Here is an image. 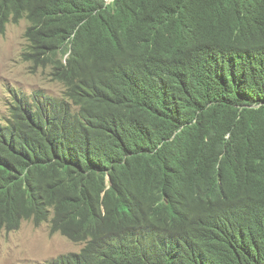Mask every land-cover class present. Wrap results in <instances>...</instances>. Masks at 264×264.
<instances>
[{"label":"trees","instance_id":"trees-1","mask_svg":"<svg viewBox=\"0 0 264 264\" xmlns=\"http://www.w3.org/2000/svg\"><path fill=\"white\" fill-rule=\"evenodd\" d=\"M25 9L45 64L88 22L62 98L0 120V231L86 242L52 264H264V0H0V19Z\"/></svg>","mask_w":264,"mask_h":264},{"label":"rangeland","instance_id":"rangeland-1","mask_svg":"<svg viewBox=\"0 0 264 264\" xmlns=\"http://www.w3.org/2000/svg\"><path fill=\"white\" fill-rule=\"evenodd\" d=\"M27 26L26 20L11 23L0 36V119L8 112L13 89H45L59 94L64 88L52 78L49 69L36 67L24 57ZM82 247V243L61 233L52 234L48 223L36 226L32 220H26L16 231H0V264H45Z\"/></svg>","mask_w":264,"mask_h":264},{"label":"clouds","instance_id":"clouds-1","mask_svg":"<svg viewBox=\"0 0 264 264\" xmlns=\"http://www.w3.org/2000/svg\"><path fill=\"white\" fill-rule=\"evenodd\" d=\"M111 1H113V0H107V2H111ZM22 20H26L28 22V26H27V29H26V32H25L27 48L23 52L24 57L26 58V60H28L31 63H33L34 66H36V67H42L43 69H49L50 70V74L52 75V78L54 80L60 82L63 85L64 88L59 94L50 93V92L46 91L45 89H35L32 92L23 91V89H13L12 98H11L10 103H9L8 112L3 117L10 116V110L12 108V104H14L16 102V100H17L16 98L17 97H21L23 95H26L29 98H33L37 94L38 95H47V96L62 98L61 96L64 95V91H66V88H68V87H67L66 83L64 81H62L61 77L58 76V75H64L65 76V71L70 68V61H71L72 57L74 56V52H75V50H74V44L75 43L74 42H75L79 32L82 30V28L88 22V21L84 20L81 23H79L75 27L73 32H72V37L71 38L74 39V42L73 43H69L67 46H61L54 53L48 54L50 58L47 61V63L45 64V63L37 60L31 54L32 53V47L35 48V43H34L33 37H31L29 35V33L32 34V29L36 26V23H35V20L32 18V15H31L29 10L25 9V10H22L21 12H18L16 10H12L8 14L7 17L0 19V27L2 28V30H0V36L4 35L6 33L9 24H11V23H20ZM56 72L58 73V75L56 74ZM67 102H69V103H71L73 105L72 106V111L73 112H76L77 110H83L84 104H83L82 101L76 102L72 98L69 97V100ZM3 117L0 120H2ZM26 220H32L34 222L33 219H25V220H23V222L26 221ZM23 222H22V224H23ZM43 223H48L49 226H50V223L47 222V221H45ZM22 224H21V226H22ZM41 224L37 225L35 223L36 226H40ZM18 229H16V230H18ZM3 230H6V229H3ZM3 230H1V231H3ZM16 230H12V231H16ZM6 231H8V230H6ZM50 231H51V226H50ZM8 232H10V231H8ZM51 233L52 234H55V233L63 234L61 231H58V232H52L51 231ZM63 235L68 237L70 240H72L74 242L82 243L83 244L82 249L86 245V242H84V241H75V240L71 239L69 236H67L65 234H63ZM82 249L80 251H77V252H68V253L61 254V255L55 257L53 260H51V261H49V262H47L45 264H52L53 261L59 259L60 256H62V255H66V254H69V253H80L82 251Z\"/></svg>","mask_w":264,"mask_h":264}]
</instances>
